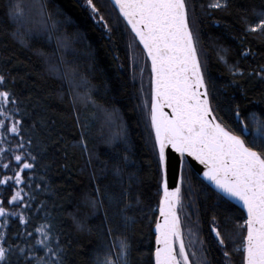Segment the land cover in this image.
<instances>
[{
  "label": "trees",
  "instance_id": "obj_1",
  "mask_svg": "<svg viewBox=\"0 0 264 264\" xmlns=\"http://www.w3.org/2000/svg\"><path fill=\"white\" fill-rule=\"evenodd\" d=\"M43 1L44 5L40 0H11L23 6L24 19L18 23L8 15L10 0H0V75L5 77L0 91H9L10 99L17 101L5 106L7 117L0 116L5 121V127H0V149H4L0 179L12 175L3 165L15 166V155L30 152L36 157L34 161L28 158L34 164L27 172L32 187L21 186L36 197L30 201V211L8 204L12 190L0 186L6 210L31 220L25 229L18 216L9 215L8 225L0 226L6 237L0 246L12 245L9 264H24L25 256L33 258L32 264L41 259L50 264L55 257L36 245L40 237L34 232L35 227L47 224L51 227L49 247L55 250L59 241L64 251L57 256L63 264H95L97 254L117 259L116 238L123 235L131 244L132 264H153L152 227L160 170L152 150L148 63L108 0H93L100 9L98 15L82 0ZM211 2L186 0L189 25L214 115L239 134L230 108L238 104L242 114L264 113V81L250 75L264 65V33L246 31L264 13V0H226L228 6L222 9L208 8ZM100 15L110 31L98 23ZM142 66L146 79L140 78ZM233 66L243 75L234 77ZM14 121L21 122L17 133L7 131ZM116 133L119 136L114 138ZM21 142L23 149L18 146ZM98 186L106 195L96 194ZM23 199L29 201V196ZM177 213L182 235L188 238L192 230L201 264L205 257L206 264H226L210 229L213 217L220 222L233 218L229 228L236 243L228 242L231 259L227 264H242V252L234 249L245 230L234 225L243 224V214L187 167L181 172ZM124 216L135 222L125 228ZM109 228L113 229L111 238L107 237ZM27 231L34 235L28 236Z\"/></svg>",
  "mask_w": 264,
  "mask_h": 264
},
{
  "label": "snow or ice",
  "instance_id": "obj_2",
  "mask_svg": "<svg viewBox=\"0 0 264 264\" xmlns=\"http://www.w3.org/2000/svg\"><path fill=\"white\" fill-rule=\"evenodd\" d=\"M87 6L92 13L98 15L100 9L96 7L93 0H86ZM119 9L120 16L130 26L135 39L143 45L147 58L151 61V129L154 133L152 143L153 155L158 159L159 168L164 171L169 162V156L176 154L175 161L181 171L188 168L197 174L202 172L204 180L214 185L222 197L229 201H236L247 213L243 224L235 223V228L246 230L242 240L235 251H241L243 255L242 264H264V113L251 112L242 114L237 104L233 113L237 131L230 130L214 115L213 107L209 100L208 86L205 83L204 72L197 57L196 45L193 32L189 25L188 6L186 0H112ZM226 0H212L208 4L210 9L226 8ZM8 15L18 23L24 19L23 6L12 4L8 8ZM95 15L93 19H95ZM98 23H103L106 31H110L108 22L102 15ZM246 31L249 33H264V13L259 14V19L250 23ZM132 44L129 45V48ZM246 55V54H245ZM223 59V57H221ZM143 71V70H142ZM243 75L236 66L232 68V75ZM264 81V65L261 70L250 73ZM234 84L239 81L233 79ZM5 83V77L0 75V85ZM243 92V88L240 89ZM9 91H0V116L7 117L5 106L17 103L11 100ZM167 109V111H166ZM20 121H14L7 129L11 133L18 132ZM0 127H5V121L0 120ZM119 133L114 135L118 137ZM20 149L24 148L21 142ZM4 149H0V152ZM36 157L29 152L27 155H15V166L11 163L4 164L5 170H11L12 175H4L0 179V186H6L12 190V195L7 203L14 204L17 208L30 211L33 207L30 201L35 200V195L25 192L22 185L31 188L32 177L27 172L34 168V164L28 162ZM191 158V159H188ZM127 161V155L124 156ZM193 162L202 165V169L195 168ZM115 172L120 174L119 165ZM133 177H129L131 180ZM37 188L40 185H36ZM164 195L160 200V216L163 222L157 220L155 264H190L189 256L181 230L180 217L177 215V207L181 204V186L169 190L167 183L162 185ZM98 196L106 195L98 186ZM29 196L25 201L23 196ZM110 200L111 196L108 197ZM96 201L92 206L96 207ZM41 209H37L39 212ZM123 213V210H121ZM18 216L19 222L25 229L31 220L26 221L24 215L17 212L9 213L0 200V217H4L7 226V217ZM75 219V218H74ZM124 226L135 221L124 216ZM108 222V217H105ZM233 218L226 217L223 222L213 217L211 233L214 234L217 245L223 250V257L227 264L231 259L228 242L236 243L229 224ZM78 227L83 229L84 225L77 222ZM35 234L39 235L36 245L41 246L55 259L50 264H63L57 253L63 252L59 241L55 250L49 247L51 227L40 224L34 228ZM113 229L109 228L107 237H112ZM17 236L20 232L17 231ZM28 236H33V231H27ZM0 240L6 242L5 233L0 232ZM119 252L118 258L112 259L108 254L102 258L96 256L95 264H132L131 244L126 235L117 237ZM179 244L177 251L176 245ZM202 243V242H201ZM115 248V245H112ZM12 245L8 248L0 246V264H9L8 254ZM24 253V249H19ZM195 255V254H194ZM32 257L25 256L24 264H32ZM37 264H44L38 260ZM202 264H206L205 260Z\"/></svg>",
  "mask_w": 264,
  "mask_h": 264
},
{
  "label": "water",
  "instance_id": "obj_3",
  "mask_svg": "<svg viewBox=\"0 0 264 264\" xmlns=\"http://www.w3.org/2000/svg\"><path fill=\"white\" fill-rule=\"evenodd\" d=\"M109 3L112 5V7L114 8V10L117 12V14L119 15V17L121 18V20L123 21V23L125 24V26L128 28V30L130 31V33L132 34V36L134 37V34L131 32V28L130 26L127 25V22L123 19L122 16H120L119 13V9L114 5V3L112 2V0H108ZM135 39V37H134ZM137 44L139 45L140 49L142 50V53L144 55L145 60L148 63L149 66V72H150V104H149V122H150V128H151V121H150V111H151V61L147 58L146 53L144 52L143 49V45H141L138 41V39H135ZM167 111V109H166ZM152 132V129H151ZM152 136H153V140H154V133L152 132ZM178 159L176 154H171L169 156V162L166 166V170L162 171L160 168V185H159V201H158V206H157V210H156V217H155V221H154V225L152 227V234H153V252H152V263L155 264V250L158 247V245L156 244V223L157 220L159 219L160 222H163V217L160 216V200L164 195L163 192V188L162 185L166 182L167 186L169 188V190H174L178 185L181 186V169L179 167L178 164L175 163V161ZM191 159V158H188ZM193 165L195 168L198 169H202L203 166L199 165L196 162H193ZM194 172V171H193ZM194 174L208 187L210 188L215 194H217L219 197H221L222 199H224L225 201L229 202L230 204H232L234 207H236L244 216V219L247 218V213L241 208V206L234 200L229 201L228 198L226 197H222V194H220L214 187V185H211L208 181L204 180L203 176H202V172L200 174H197L196 172H194ZM178 209V207H177ZM178 215V213H177ZM245 234H246V230H245ZM176 249L177 251L179 250V244L177 243L176 245Z\"/></svg>",
  "mask_w": 264,
  "mask_h": 264
},
{
  "label": "rangeland",
  "instance_id": "obj_4",
  "mask_svg": "<svg viewBox=\"0 0 264 264\" xmlns=\"http://www.w3.org/2000/svg\"><path fill=\"white\" fill-rule=\"evenodd\" d=\"M41 1V5H44V1L43 0H40ZM82 2L87 6V2L86 0H82ZM88 7V6H87ZM89 8V7H88ZM91 10V9H90ZM27 21V18L24 20V22ZM49 28L51 29V26H49ZM52 36V35H51ZM54 39V38H53ZM53 43H56V39L53 40ZM143 66L142 68L139 70V73H140V78L145 77L146 79V72L143 70ZM143 70V71H142ZM0 223H1V217H0ZM185 235V234H184ZM183 235V239H184V243H185V247H186V252H187V255L189 256V260H190V264H201L200 263V250L199 248L197 247V244L196 242L194 241V239L192 238L193 233H192V230H190L188 232V238L186 237V235L184 236ZM214 236V234H213ZM190 238H191V241H190ZM195 254V255H194Z\"/></svg>",
  "mask_w": 264,
  "mask_h": 264
}]
</instances>
